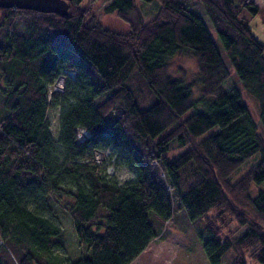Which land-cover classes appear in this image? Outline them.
Listing matches in <instances>:
<instances>
[{"label":"trees","instance_id":"trees-1","mask_svg":"<svg viewBox=\"0 0 264 264\" xmlns=\"http://www.w3.org/2000/svg\"><path fill=\"white\" fill-rule=\"evenodd\" d=\"M143 1L155 6L146 20L136 0L104 6L127 32L105 28L81 0L50 11L0 1V264H130L167 236L175 208L204 221L209 264H264L257 126L239 89H220L229 69L190 0ZM200 2L264 125V44L239 17L255 4ZM173 55L195 61L198 99L168 74ZM109 147L133 178L119 182L96 161ZM255 152L257 162L230 181ZM53 205L84 248L67 263L55 253L66 234Z\"/></svg>","mask_w":264,"mask_h":264},{"label":"rangeland","instance_id":"rangeland-1","mask_svg":"<svg viewBox=\"0 0 264 264\" xmlns=\"http://www.w3.org/2000/svg\"><path fill=\"white\" fill-rule=\"evenodd\" d=\"M250 1L255 4V7L243 6L239 17L246 21L255 37L264 44V0ZM109 2L110 0H81L80 4L81 6H90L93 14L105 28L118 32L129 31L130 27L128 22L121 18L115 11H104V6ZM136 2L141 8L143 20L148 19L154 14L155 6L152 2L147 3L143 0H136ZM188 5L193 12L198 13L204 20L210 35L217 44L229 69V76L220 84V89L225 90L230 86H236L239 89L241 97L257 126V132L264 146V125L260 120V112L257 101L242 85L200 0H190ZM196 72L197 69L195 61L189 55H173L169 59L168 74L174 78L182 77L184 81L191 83L193 97L198 99L200 95V83L197 79H195V75L197 77ZM61 85L62 83L58 82L56 87L60 88ZM195 107L200 110L204 108V104L202 101L198 100ZM192 110L194 109L192 108L189 110L187 114ZM49 119L51 122L52 134L55 137L58 125L57 109H53L49 112ZM259 156V152H255L247 158L231 174L230 181L233 182L237 180L244 172L257 162ZM95 157L96 161L100 162L106 172L115 175L119 182H123L124 180L131 179L135 176V171L132 168L120 163L121 159H119V155L110 147L98 150ZM263 184L264 182L261 183V185ZM53 209L57 215L56 220L63 227L66 234L64 247L55 249V253L62 257L64 262L67 263L77 258L83 252L84 248L79 244L67 214L61 211L56 205H53ZM165 225L169 230L167 236L163 239L157 240L159 244L151 246L149 248L150 250L148 249L149 254L146 253L144 256L142 254L143 259L140 260L138 258L134 264H209L202 248L201 237H206L204 221L202 218L189 220L182 208H175L171 218ZM233 225V223L230 224L231 227ZM243 229L244 227L238 229L235 232V236H237ZM225 260L226 257H222L221 264H223ZM246 263L259 264L250 258H246Z\"/></svg>","mask_w":264,"mask_h":264},{"label":"water","instance_id":"water-1","mask_svg":"<svg viewBox=\"0 0 264 264\" xmlns=\"http://www.w3.org/2000/svg\"><path fill=\"white\" fill-rule=\"evenodd\" d=\"M4 5L29 7L38 11H50L64 6L63 0H0Z\"/></svg>","mask_w":264,"mask_h":264},{"label":"crops","instance_id":"crops-1","mask_svg":"<svg viewBox=\"0 0 264 264\" xmlns=\"http://www.w3.org/2000/svg\"><path fill=\"white\" fill-rule=\"evenodd\" d=\"M157 240H160V239H154V240H152L149 244H148V246L145 248V250L143 251V252H141L130 264H134L137 260H138V258L141 260V259H143V257H142V254H143V256L144 255H146V253H148L149 251H148V249L151 247V246H153V245H157V244H159V242L157 241ZM150 250V249H149ZM149 254V253H148ZM146 260H148V259H146Z\"/></svg>","mask_w":264,"mask_h":264},{"label":"built area","instance_id":"built-area-1","mask_svg":"<svg viewBox=\"0 0 264 264\" xmlns=\"http://www.w3.org/2000/svg\"><path fill=\"white\" fill-rule=\"evenodd\" d=\"M87 135H88V131L86 129L79 128L76 131V138L78 141H82Z\"/></svg>","mask_w":264,"mask_h":264}]
</instances>
